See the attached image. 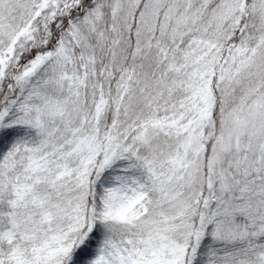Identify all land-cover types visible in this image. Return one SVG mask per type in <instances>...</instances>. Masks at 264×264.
<instances>
[{"label":"snow or ice","instance_id":"snow-or-ice-1","mask_svg":"<svg viewBox=\"0 0 264 264\" xmlns=\"http://www.w3.org/2000/svg\"><path fill=\"white\" fill-rule=\"evenodd\" d=\"M0 264H264V0H0Z\"/></svg>","mask_w":264,"mask_h":264}]
</instances>
